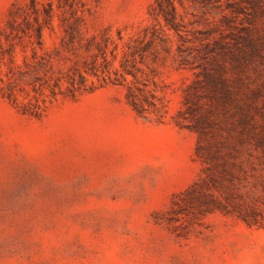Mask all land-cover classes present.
<instances>
[{"label": "rangeland", "instance_id": "rangeland-1", "mask_svg": "<svg viewBox=\"0 0 264 264\" xmlns=\"http://www.w3.org/2000/svg\"><path fill=\"white\" fill-rule=\"evenodd\" d=\"M27 1L0 0V29L12 5ZM80 1L90 8L86 35L99 37L109 26L125 40L155 22L148 11L154 0ZM175 4L182 37L165 29L176 61L151 64L147 85L165 96L161 117L138 115L120 84L60 96L38 117L0 96V264H264V228L219 212L156 221L201 168L192 121L178 111L184 85L203 79L196 76L203 65L232 83L241 60L250 120L264 124V0ZM57 23L46 44L58 40ZM199 38L211 46L205 60Z\"/></svg>", "mask_w": 264, "mask_h": 264}, {"label": "trees", "instance_id": "trees-1", "mask_svg": "<svg viewBox=\"0 0 264 264\" xmlns=\"http://www.w3.org/2000/svg\"><path fill=\"white\" fill-rule=\"evenodd\" d=\"M177 1L183 6L184 0ZM189 1L200 5L205 0ZM148 11L155 22L124 40L122 29L116 28L114 38L109 26L99 37L86 35L90 8L80 0L14 3L0 29V96L19 112L38 117L60 96L75 97L108 83L120 84L138 115L152 112L161 117L167 107L165 96L147 90L148 81L154 82L149 76L155 71L151 64L167 58L176 61L166 29L182 37L184 25L175 0H154ZM54 18L58 40L46 44L45 34L52 37L56 32ZM198 43L204 45L198 56L205 60L211 55L210 43L204 38ZM182 45L177 46L179 52ZM203 67L196 75L203 79L184 85L183 107L178 111L179 117L192 121L201 168L193 182L173 195L168 208L156 213V221L174 223L184 217L194 221L219 212L249 227L264 228V124L250 120L254 104L242 77L244 65L236 60L240 74L232 83ZM218 114L224 127L217 124ZM229 114L236 118L230 120Z\"/></svg>", "mask_w": 264, "mask_h": 264}]
</instances>
